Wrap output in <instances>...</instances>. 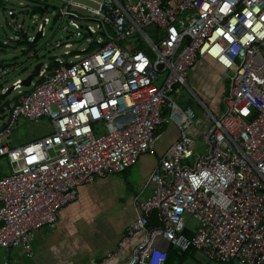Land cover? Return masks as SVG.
I'll use <instances>...</instances> for the list:
<instances>
[{"label":"built area","instance_id":"obj_1","mask_svg":"<svg viewBox=\"0 0 264 264\" xmlns=\"http://www.w3.org/2000/svg\"><path fill=\"white\" fill-rule=\"evenodd\" d=\"M7 1L0 0V37L6 26L19 34L17 44L32 47L47 27L60 35L42 54L26 48V62L41 61L31 89L0 102V167L7 160L10 169L0 175V248L32 257L37 232L56 226L79 187L123 174L172 123L178 138L148 177L150 196L133 199L137 217L124 237L141 240L125 264H165L158 238L222 264H264V0ZM37 17L44 19L34 31ZM60 49L62 59L50 54ZM204 58L232 74L225 111H206L203 155L187 134L193 109L173 97ZM25 65L0 61V97L24 86L27 77L3 87ZM20 118H47L52 131L11 147ZM189 218L197 222L192 237L185 234Z\"/></svg>","mask_w":264,"mask_h":264},{"label":"crops","instance_id":"obj_2","mask_svg":"<svg viewBox=\"0 0 264 264\" xmlns=\"http://www.w3.org/2000/svg\"><path fill=\"white\" fill-rule=\"evenodd\" d=\"M37 67L39 65H36V70ZM36 70H33L27 79L35 76ZM189 74L195 89L193 94L214 99L213 109L216 111L219 103L217 100L219 101L220 97L222 99L228 89L227 71L214 61L204 58L197 61ZM180 97L181 95L178 96ZM197 99L199 100L198 97ZM186 103L185 107H190L189 102ZM202 105L208 110L205 104ZM195 125L196 118L194 126L188 130L190 134L204 133L209 120L206 119L202 125L198 124L200 127L198 131L195 130ZM170 132L169 139L154 149L156 159H152L149 164L148 159L151 156H141L139 162H136L140 177L137 186L129 180L128 168L120 176L99 177L92 184L79 187L77 199L62 209L57 225L53 228H42L37 232L32 241L34 248L32 257L26 256L21 249L0 250V264H125L133 248L141 240V236L124 237L126 229L137 217L133 199L137 195L141 198L150 196L151 186L147 184L148 177L167 147L178 138V129L175 125L162 126L161 138L164 133ZM151 220L153 225L159 224L156 213L152 214ZM154 220L156 223H153ZM195 228L187 225L186 230L193 236ZM156 244L166 250L170 248L161 238L157 239Z\"/></svg>","mask_w":264,"mask_h":264},{"label":"rangeland","instance_id":"obj_3","mask_svg":"<svg viewBox=\"0 0 264 264\" xmlns=\"http://www.w3.org/2000/svg\"><path fill=\"white\" fill-rule=\"evenodd\" d=\"M18 2H19V0L7 1V3L13 4L15 6L18 5ZM51 16L52 15L50 14L47 17L51 20ZM43 19H44V17H37L35 19L34 25H33V26H35L34 31L37 30L39 23H42ZM0 23L4 24V11L1 7H0ZM145 30L148 32H151L152 28L148 27ZM59 35H60V33L56 30L55 27H53L52 29H49L47 27L46 31H45V35L40 39V41H38L37 43H35V45H32V47H31L29 44H26V43L17 44L19 34L11 33L5 26L4 27V34L1 35V37H0V61L26 63L25 66L27 68L25 71L23 70L21 72L19 71V72L12 74L9 77L6 84H4L3 87H11V84L13 81H16L17 79H24L29 74H31L33 72L34 68L36 67V65L41 62L40 59H37V58H32L29 62H26L27 61V54L24 53L26 51V48L29 47L31 50L39 52L41 50V47L46 42H49L52 44L55 40L58 39ZM73 47H78L79 49H82L84 47H87V43H85V42L80 43V44L74 43ZM63 50L64 49L52 51V52H50V54L56 55L59 59H62L61 54H62ZM42 53H43V50H41V54ZM86 53L84 52L81 54L84 55ZM71 59L73 61H76L72 57H71ZM42 61L46 62L45 60H42ZM231 74H232V71H227V77H230ZM189 76H190V74L187 77V87L181 88V93H180L181 97L178 98V96H174L173 98L176 101V103L178 105H180L181 107H185L187 105L186 102H189V106L193 109V111L195 113L196 122H197V125H195V130L198 131V130H200L199 125H202V122H204L206 119H208L207 118V112H206L207 109H205V107L202 104H205V106L208 107V110L214 116H219L222 112H224L225 111V105L222 102L221 97H220L219 101L216 98L217 102H219V103H218V109L215 111L213 109V103H215L214 99H212L210 97L204 98L203 96H199L197 94H196L197 96H195L193 94V91L195 90L194 85H193L192 80ZM162 81H163V76H162V79L159 82H157V85L159 86L162 83ZM224 85H225V83H224ZM30 89H31V87L22 86L18 89L16 88L15 90H13L10 93V95H5L3 93L0 97V102L2 104L5 101H12L15 97H17L19 95V93L28 92ZM197 97L199 98L200 101L197 99ZM170 124H172V123H170ZM51 131H52V128H51V125H50L49 120L47 118H41L37 121H29L25 118H20L17 121V123L15 125V129L10 136V145H11V147H15V148L27 145L29 143H32V142L50 134ZM102 133H104V124L99 123L98 124V134H102ZM187 134L190 137H193L195 139L194 148L196 149V151L202 153L203 155L206 154L208 147L205 146V144L203 142V139H202L203 133L191 132V134H190L188 132ZM170 135H171V132L169 134L164 133V136L160 139V141H158L156 143L155 149L158 148V146L161 144V142L163 143L166 140H168ZM157 151H159V150H157ZM148 155L151 156L148 159V163L150 164L152 159H156L154 151L147 152V153L143 154L142 157L148 156ZM138 162H139V160L137 161V163ZM0 170L4 171L5 173L9 172L10 169H9V165L7 163V160H3L1 167H0ZM137 170H138V165H136V163H135L133 166H131L129 168V172H128L129 180H131L133 182L134 186H137L139 184V179H140ZM146 198L143 197L142 199H146ZM187 225L193 229L197 226V222L195 219L189 218L187 221ZM0 250L2 251L3 249L0 248ZM33 250H34V248H33ZM183 264H222V263H219L217 261L216 262L215 261H209L203 255V253L201 251H198L194 257L187 259ZM229 264H238V262L233 261L232 263H229Z\"/></svg>","mask_w":264,"mask_h":264},{"label":"trees","instance_id":"obj_4","mask_svg":"<svg viewBox=\"0 0 264 264\" xmlns=\"http://www.w3.org/2000/svg\"><path fill=\"white\" fill-rule=\"evenodd\" d=\"M153 223H156V221L154 220ZM185 234L189 237L192 236L191 232L188 230L185 231ZM197 252L198 251L196 249L190 248L186 252L180 253L174 248L170 247L167 250L168 256L165 264H183L187 259L194 257Z\"/></svg>","mask_w":264,"mask_h":264},{"label":"water","instance_id":"obj_5","mask_svg":"<svg viewBox=\"0 0 264 264\" xmlns=\"http://www.w3.org/2000/svg\"><path fill=\"white\" fill-rule=\"evenodd\" d=\"M41 35H42V31H40L38 34H37V36H36V38H35V40L33 41L34 43H36L37 41H38V39L41 37ZM38 68V67H37ZM38 74V69L36 70V72H35V75H37ZM32 77L33 76H30L27 80H25L24 81V85L27 87V86H29L30 85V81H31V79H32ZM11 88L9 89V91L7 92V94H9L10 92H11Z\"/></svg>","mask_w":264,"mask_h":264}]
</instances>
